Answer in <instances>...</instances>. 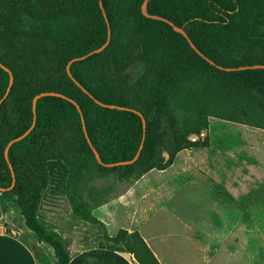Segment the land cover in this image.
<instances>
[{"label": "trees", "instance_id": "1", "mask_svg": "<svg viewBox=\"0 0 264 264\" xmlns=\"http://www.w3.org/2000/svg\"><path fill=\"white\" fill-rule=\"evenodd\" d=\"M144 1L0 0V99L8 71L12 76L0 102V198L12 202L25 227L52 249L51 264H67L69 257L37 217L49 160L67 170L65 195L74 216L100 227L104 241L138 264H160L137 231L107 233L79 192L82 183L84 188L111 174L136 180L164 170L171 160L161 164L157 155L166 128L174 137L172 156L187 146H205L187 138L205 131L210 116L264 129V69L215 66L264 65V0H146L145 13L155 18L142 13ZM107 23L108 44L72 61L69 75V61L105 43ZM174 27L184 30L197 51ZM137 61L150 67L130 86L125 69ZM44 92L55 94L38 98L33 114V98ZM70 100L78 105L87 138ZM132 110L145 119L144 137L141 117ZM34 115L29 133L9 146L7 161V143L31 126ZM141 142L133 163L106 166L131 160Z\"/></svg>", "mask_w": 264, "mask_h": 264}, {"label": "crops", "instance_id": "2", "mask_svg": "<svg viewBox=\"0 0 264 264\" xmlns=\"http://www.w3.org/2000/svg\"><path fill=\"white\" fill-rule=\"evenodd\" d=\"M217 159L221 164L232 163L231 157ZM199 161L203 166V159L200 158ZM260 161L264 162V160ZM47 166L49 182L42 195L37 217L42 225L58 236L64 244L69 257L67 264H138L135 259L130 258L132 254L104 241L102 229L98 226L99 231L91 236L93 242L88 241L90 236L87 233L90 228L80 226L82 235L74 243L73 240H68L56 226L44 224L41 220V204L56 198L59 181L63 174H67L66 168L58 161L49 160ZM261 168H263L262 171H258L263 178L264 166ZM173 175L176 180L167 188H162L163 183H157L138 190L137 200H132L136 193L133 187L140 184L147 174L125 188L122 187L120 180L116 181L114 183L116 188L107 195L97 196L94 204L88 200L89 194L84 197L92 205L93 215L103 222L105 230L108 228L106 221H110L120 208L132 206L134 203V207L129 206L127 215L131 222L114 228L113 232L108 229L109 232L106 231L109 235H114L120 229L128 232L137 231L160 264H264V255L260 253V222L250 215L251 210L247 203L248 183L242 180L241 174L236 177V179L240 177L241 180L238 187H233L230 182L233 179L232 172L225 170L221 173V179L225 183V187L224 185L221 187L228 194L206 187L202 182L194 179L186 178L178 181L176 173ZM198 176L200 179L205 178L203 172L198 173ZM244 178L248 180V175L246 174ZM92 183L93 181L87 182L86 187L91 189ZM152 196L157 197L156 200L160 202V206L169 208L170 220L174 226L170 228L171 233L166 236L161 235V241L159 240L157 244L151 235L143 231L144 225L154 213ZM0 200L3 202L1 198ZM6 206L5 211L0 213V264H51L54 262L52 249L46 243L38 241L34 233L25 227L22 216L24 227L18 228L14 225V214L16 210L19 214L20 211L10 202H6ZM55 211L56 207L50 206V212ZM67 216L70 218L74 216L71 207L69 211L67 210ZM168 238L173 244L165 243ZM230 238L240 242V246L235 248L233 245H226ZM165 245L168 247L167 255H171V263L163 262V255H166ZM222 247H224L223 252L220 251ZM234 255H240V259L230 262L229 259H234Z\"/></svg>", "mask_w": 264, "mask_h": 264}, {"label": "rangeland", "instance_id": "3", "mask_svg": "<svg viewBox=\"0 0 264 264\" xmlns=\"http://www.w3.org/2000/svg\"><path fill=\"white\" fill-rule=\"evenodd\" d=\"M187 139L197 145L205 143V146H187L172 156L173 145L169 134L166 135L161 145L164 152L169 155L168 161L171 160V164L164 170L152 169L148 171L146 173L147 176L141 180V183L133 187L136 193H134L135 195H133L132 200L138 199V190L151 184L154 186L157 183H163L164 186H162V188H167L168 185L173 184L176 180L173 173H176L178 181L186 178L194 179L197 182H202L206 187L225 194H228V192H224V188L222 189L221 187L222 185L225 187V183L221 179V173L225 170L232 172L233 179L230 182L233 184V187H238V183L241 180L240 177L239 179H236V177L241 174L243 177L242 180L248 183L247 187L249 191L247 203L250 206V215L253 219H257L260 222V253L264 255V177L261 178L258 171H262L263 168L261 167L264 166V162L260 161L264 160V129H259L243 122L210 116L208 117L207 129L198 135L190 134ZM224 157H231L232 163H228L227 165L221 164L217 158ZM157 158L162 159L160 149H158ZM200 158L204 161L203 166L200 164ZM201 172L205 175L203 179H200L198 176V173ZM246 174L248 175V180L244 178ZM66 175V173L63 174L59 181V189L56 198L54 200L52 199L50 202L41 204V220L46 226H56L62 234L67 236L68 240H73L72 242L74 243H76L77 239L82 235L83 231L80 226H82V228L83 226L88 227L90 228V231L87 233L90 236L88 241L93 242L91 236H94V233H97L100 228L84 222L78 217L71 216L72 218H70L67 216V210L69 211L70 207L64 192ZM141 177L142 176L137 179ZM118 180L121 181V185L124 188L135 181L133 178L129 180L118 178L115 174L100 176L93 180L91 189L86 187V185L83 188L82 183L81 191L79 192L84 191L85 196L89 194L87 198L93 203L96 201L97 196L107 195L111 190H114V188H116L114 187V185L116 186L114 183ZM162 188L159 187V189ZM152 199L154 213L144 225L143 231L151 235L157 244L161 241V235L166 236L168 233H171L170 228L174 226L173 222L170 220L171 211L169 208L160 206V202L156 200L157 197L152 196ZM147 200L149 201V198H147ZM10 203L13 205L12 202ZM50 206H55L56 211L50 212ZM129 206L131 205L120 208V211H118L110 221H106L108 222L107 229L109 231L113 232L114 228L122 225L124 226L131 222L130 217L127 215L130 208L134 207L135 204L133 203L130 208ZM6 208V202L0 200V213H3ZM14 217V225L18 228L24 227L21 215L17 210ZM165 232L167 233L164 234ZM25 240L29 242L28 239ZM165 243L173 244L170 238H168ZM240 244V242H235L234 238H230L228 243H226V245H233L235 248H238ZM117 248L121 247L117 246ZM164 250L166 255H163V262L171 263V255H167L168 247L166 245ZM223 250L224 247L220 248V251L223 252ZM239 257L240 255H234V259L231 258L229 260L230 262H235ZM217 262H219V259H217ZM220 262H222V259H220Z\"/></svg>", "mask_w": 264, "mask_h": 264}, {"label": "water", "instance_id": "4", "mask_svg": "<svg viewBox=\"0 0 264 264\" xmlns=\"http://www.w3.org/2000/svg\"><path fill=\"white\" fill-rule=\"evenodd\" d=\"M145 2H146V0L144 1V3H143L142 6H141L142 13H143L144 15H146L147 17L155 18V16L148 15V14L145 13ZM99 4H100V6H101V2H99ZM102 13H103V15L105 16V13H104L103 10H102ZM174 29H175L178 33L182 34V35L187 39V41L189 42L190 46H191L195 51H197L196 48L194 47V45H193V44L189 41V39L187 38L186 33L184 32V30H183L182 28H176V27H174ZM109 38H110V28H109V25H108V23H107V39H106L105 43H104L102 46H100L99 48H96V49L90 51L89 53H87V54H85V55H82V56H80V57L73 58L71 61H69V62L67 63V65H66V71H67V73L70 75V72H69V66H70V64H71L72 61L82 60V59L86 58L87 56H89V55H91V54H93V53H98V52H100V51L103 50L104 47L108 44V42H109ZM197 53H198V52H197ZM135 54H138V52L136 51ZM199 55H200L201 57H203L206 61H208L211 65H215L214 62L210 61V60H209L208 58H206L203 54L199 53ZM0 66H1V64H0ZM215 66L217 67V69L224 70V71H234V70H242V69H256V68L264 69V65H263V64H255V65H249V66H240V67H236V68H233V67H221V66H218V65H215ZM149 67H150V64H148V63L145 64V63L142 62V61H137L136 63H134V64L128 66V67L125 69V73H131V75H132V78H131V80L129 81V85H130V86L134 85V84H135V83H136V82H137V81H138V80H139V79L145 74V72L149 69ZM6 70H7V69H6ZM7 71H8V70H7ZM8 73H9V75H10L9 84H8V86H7V89H6V91H5L4 95H3V97L0 99V102L3 101L4 98L6 97L8 91H9V89H10L11 83H12V76H11L10 71H8ZM83 90H84V89H83ZM84 91H85V90H84ZM54 94H55V93L44 92V93H40V94L36 95V96L33 98V101H32V110H33V114H35V105H36V101H37L38 98H40L41 96H44V95H54ZM70 101L74 103V101H72V100H70ZM74 104H75V106L77 107V109L79 110L78 105H77L76 103H74ZM111 107H114V106H111ZM119 108H120V109H124V110H131V109H129V108H124V107H119ZM132 111L135 112V113H137V114L141 117L142 126H143V137H144L145 119H144V117H143L139 112H137V111H135V110H132ZM154 112H155V110H153V111L151 112V114H150V116H149V120L152 119V117H153V115H154ZM79 113H80V117H81V122H82V127H83V131H84V135H85V137L87 138L86 131H85V127H84V122H83V118H82V114H81L80 110H79ZM34 121H35V115H34L33 122H32V124H31V126H30L28 129H26L21 135H19V136L13 138L12 140H10V141L7 143V145H6V147H5V150H4V157H5V159H6L7 161H8L7 152H8V148H9V146H10L13 142L19 141L20 139H22L23 137H25V136L29 133V131L33 128V126H34ZM166 130H167L168 133H169V136H170V140H171L172 145H174V137H173V133H172L171 130L168 129V128H166ZM143 137H142V140H143ZM141 148H142V142H141V144H140V146H139V149H138V151L136 152L135 156H134L131 160L120 161V162H115V163H111V164H106V166L111 167V166H116V165H127V164H131V163H133V162L137 159V157H138V155H139V152H140ZM158 149H160L161 152H162V161H161V164H166L167 161H168L169 155H168L167 153L164 152L162 145H159V146H158ZM93 152H94V154H95V157H96L97 162L100 163V159H99L98 155L96 154V152H95L94 150H93ZM9 167H10V165H9ZM11 172H12V171H11ZM13 177H14V175H13V173H12V178H13ZM13 185H14V178H13L12 183H11L10 187L8 188V190H10V189L13 187ZM0 191H1V190H0Z\"/></svg>", "mask_w": 264, "mask_h": 264}, {"label": "built area", "instance_id": "5", "mask_svg": "<svg viewBox=\"0 0 264 264\" xmlns=\"http://www.w3.org/2000/svg\"><path fill=\"white\" fill-rule=\"evenodd\" d=\"M130 258H131V259H134V258H133V255H130Z\"/></svg>", "mask_w": 264, "mask_h": 264}, {"label": "flooded vegetation", "instance_id": "6", "mask_svg": "<svg viewBox=\"0 0 264 264\" xmlns=\"http://www.w3.org/2000/svg\"><path fill=\"white\" fill-rule=\"evenodd\" d=\"M161 145V144H160Z\"/></svg>", "mask_w": 264, "mask_h": 264}]
</instances>
